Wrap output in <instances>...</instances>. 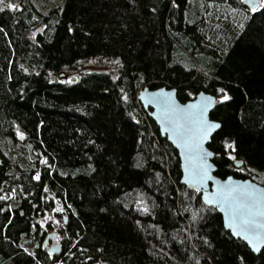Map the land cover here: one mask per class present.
I'll use <instances>...</instances> for the list:
<instances>
[{"label": "trees", "instance_id": "1", "mask_svg": "<svg viewBox=\"0 0 264 264\" xmlns=\"http://www.w3.org/2000/svg\"><path fill=\"white\" fill-rule=\"evenodd\" d=\"M5 1L19 9L0 8V141L19 130L35 160L12 173L0 147V264H264V248L233 239L180 183L176 151L136 99L161 86L180 102L215 97L214 174L252 180L251 167L264 186V5ZM93 57L116 60L115 72L59 79ZM56 204L51 254L37 221Z\"/></svg>", "mask_w": 264, "mask_h": 264}, {"label": "water", "instance_id": "2", "mask_svg": "<svg viewBox=\"0 0 264 264\" xmlns=\"http://www.w3.org/2000/svg\"><path fill=\"white\" fill-rule=\"evenodd\" d=\"M242 3L249 9H256L259 0H242ZM136 99L147 111L159 135L176 151L180 183L199 194L201 202L220 215L223 229L233 239L257 254L264 248V186L248 178L231 175L220 178L214 174L213 152L208 144L220 128L218 122L209 118L215 97L200 91L192 99L180 102L175 89L161 86L155 89L143 87ZM211 125L219 127L209 130ZM233 166L238 168L241 162L235 161ZM253 224L255 227L250 226ZM56 238V232L44 237V247L50 242L48 253L59 252Z\"/></svg>", "mask_w": 264, "mask_h": 264}, {"label": "rangeland", "instance_id": "3", "mask_svg": "<svg viewBox=\"0 0 264 264\" xmlns=\"http://www.w3.org/2000/svg\"><path fill=\"white\" fill-rule=\"evenodd\" d=\"M61 1V0H60ZM262 0H259L258 7L262 6ZM0 8H7L9 10H17L19 9V6L15 2L0 0ZM38 31L36 29L35 31L31 32L30 38L33 39L34 34ZM117 66V61L112 59H107L103 57H93L89 58L83 61L78 62L73 67L67 69V73H63L60 80H63L66 82H73L77 79L78 75L83 72H92V71H107L113 74L115 71V67ZM55 78V76H52ZM75 78V79H74ZM17 135V141L11 142L8 140H2L0 141V147L1 149L7 154L9 161L11 163L12 173H16L20 169L29 168L34 164V155L29 151L28 147L23 145V134L16 130ZM253 176L251 177L254 182L257 184H262V178H263V172L256 170L251 167H246ZM245 168V169H246ZM237 173L246 175L248 172L242 168H234ZM58 212H62V208L59 204H56L54 209L50 212L45 214L44 216L40 217L37 221L41 229L45 233L49 232H57L58 227L61 225L60 221L57 219L56 214ZM56 242L61 244L62 237L60 235L57 236ZM34 246L33 243L28 242L26 244L27 249H32ZM48 246V245H47ZM46 246V247H47Z\"/></svg>", "mask_w": 264, "mask_h": 264}, {"label": "snow or ice", "instance_id": "4", "mask_svg": "<svg viewBox=\"0 0 264 264\" xmlns=\"http://www.w3.org/2000/svg\"><path fill=\"white\" fill-rule=\"evenodd\" d=\"M262 4H264V0H262ZM253 10H255V8H253ZM217 127H219V125H211V126L209 127V130H211V128H217ZM206 135H207V133L205 134V137H206ZM37 179H39V177H37ZM246 223H247V222H246ZM250 226L255 227L254 224H253V225H250Z\"/></svg>", "mask_w": 264, "mask_h": 264}]
</instances>
